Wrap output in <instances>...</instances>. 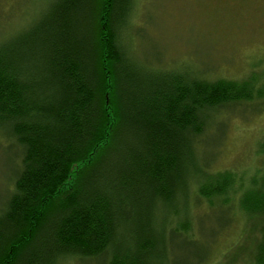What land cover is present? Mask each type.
Instances as JSON below:
<instances>
[{"label":"trees","instance_id":"16d2710c","mask_svg":"<svg viewBox=\"0 0 264 264\" xmlns=\"http://www.w3.org/2000/svg\"><path fill=\"white\" fill-rule=\"evenodd\" d=\"M133 3L51 0L0 47V130L19 159L0 264H208L236 216L241 239L217 264H264V145L249 174L197 155L223 113H264V73H140L124 44ZM204 207L217 227L196 249Z\"/></svg>","mask_w":264,"mask_h":264},{"label":"rangeland","instance_id":"374dc122","mask_svg":"<svg viewBox=\"0 0 264 264\" xmlns=\"http://www.w3.org/2000/svg\"><path fill=\"white\" fill-rule=\"evenodd\" d=\"M50 4L51 0H0V47L15 43ZM128 26L124 44L142 74L179 72L208 81H238L253 71L264 73V0H134ZM262 145L264 113H223L203 136L197 155L212 171L249 174L261 164ZM16 156L14 144L0 130V209L13 187ZM207 211L204 207L192 213L201 218L193 219L196 249L211 242V231L217 227ZM243 227L236 216L208 264L219 263L223 252L240 241ZM58 264L98 263L66 258Z\"/></svg>","mask_w":264,"mask_h":264}]
</instances>
